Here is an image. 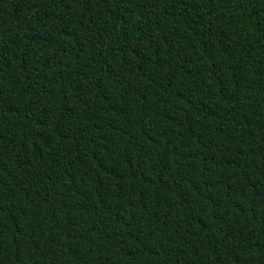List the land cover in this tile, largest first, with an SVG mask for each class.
Wrapping results in <instances>:
<instances>
[{
  "label": "trees",
  "instance_id": "16d2710c",
  "mask_svg": "<svg viewBox=\"0 0 264 264\" xmlns=\"http://www.w3.org/2000/svg\"><path fill=\"white\" fill-rule=\"evenodd\" d=\"M0 264H264V0H0Z\"/></svg>",
  "mask_w": 264,
  "mask_h": 264
}]
</instances>
